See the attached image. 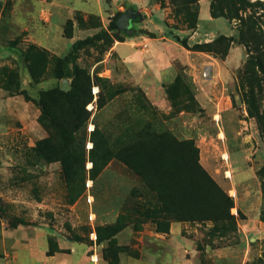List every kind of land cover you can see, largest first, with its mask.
<instances>
[{
  "label": "rangeland",
  "instance_id": "1",
  "mask_svg": "<svg viewBox=\"0 0 264 264\" xmlns=\"http://www.w3.org/2000/svg\"><path fill=\"white\" fill-rule=\"evenodd\" d=\"M33 1L1 2L0 40L17 50L0 63V264H264V0ZM127 7L139 13L131 21L137 41L159 36L151 22L164 33H192L198 21L209 25L208 9L222 14L233 43L221 40L206 53L221 56L239 44L244 61L212 79L196 54L193 71L163 84L157 104L112 51L128 35L108 26ZM101 29L107 34L73 51L70 64L91 82L85 161L40 159L34 147L46 132L38 92L58 84L57 62L73 42ZM26 70L43 82L26 83ZM63 80L70 88L59 89L68 91L71 78ZM92 139L100 146L94 171ZM120 144L129 146L131 166L102 163L103 147ZM217 213L233 219H207Z\"/></svg>",
  "mask_w": 264,
  "mask_h": 264
},
{
  "label": "crops",
  "instance_id": "2",
  "mask_svg": "<svg viewBox=\"0 0 264 264\" xmlns=\"http://www.w3.org/2000/svg\"><path fill=\"white\" fill-rule=\"evenodd\" d=\"M133 1L142 5L151 4L150 0ZM1 2L2 0H0V28L3 9ZM33 3H35V6L40 7V5L54 4L56 2L35 0ZM206 20L209 22V25L201 26L198 21L197 26L192 33L179 31V33L174 32L173 34L177 37L179 36V39H185L187 45L192 46L196 43L210 42L219 35L230 36L234 32L233 25L228 19L222 16H212L209 9L208 18H206ZM150 24L152 25V28L159 31V36L150 37L145 33L138 34L137 37L139 41H137L134 37H132L136 34H133L131 36H127V38L123 41L115 40L112 46V51L115 53L117 58L120 59L123 66L131 73V80L144 89L145 94L150 99L153 98L154 102L157 104H161L159 102L164 100L163 87H161L163 84L171 82L177 75L183 74V72L191 73L193 71L195 64L193 62L194 55L196 54V59L199 62L202 59L203 66H207L209 72H211L212 79L217 78L222 80V78L241 65L244 61L246 50L242 45H231L226 56L224 58H219L203 51H194L187 48L183 46L172 33H164L163 28L159 24L157 25L153 22ZM35 28L36 25L33 29L35 30ZM34 30L31 34L35 37ZM48 42L49 41L47 40V43ZM143 43L147 44L146 48L141 47V44ZM37 44L39 45V43ZM122 44H128L129 48L121 51L119 46ZM43 47L49 49L47 46ZM15 50L17 49L14 43L9 41L3 42L0 40V63L3 57L14 53ZM3 53L5 54L3 55ZM236 57H238V59H236ZM1 66L2 65L0 64V67ZM63 79L68 78H62L60 80L56 79V81L60 85ZM23 80H25L28 84H34L27 70L23 76ZM42 80L43 78L36 82V84L42 83ZM210 82H212V80H210ZM157 85H159V87ZM207 98L208 93L205 91V87L203 86L201 91L197 94V99L203 107V101L206 102ZM176 230L177 228L174 227V225L170 227L171 232ZM129 264L137 263H132L131 261Z\"/></svg>",
  "mask_w": 264,
  "mask_h": 264
},
{
  "label": "trees",
  "instance_id": "3",
  "mask_svg": "<svg viewBox=\"0 0 264 264\" xmlns=\"http://www.w3.org/2000/svg\"><path fill=\"white\" fill-rule=\"evenodd\" d=\"M118 14L120 15L121 13ZM211 15L214 17H224L222 14L211 13ZM116 20L117 18L115 17L110 22L107 30L115 32L119 31ZM105 34H107V31L105 29H101L92 35L75 40L72 44L71 52L63 55V57H61L57 62L56 79L60 80L62 78H71V89L63 91L60 90L58 84H56V86L52 88L39 90L38 93L40 97L38 105L41 107L39 122L46 132V136L38 140L34 147V151L40 159H44L47 162L60 161L61 164H65L70 156L75 155L85 161V154L87 152L85 143L88 137L85 124L83 125V123L89 116L88 111L85 109V105L91 100V95L89 96L86 93L87 89L91 86V82L89 74L84 69L76 68L70 64L74 58L73 51L79 50L83 45H86L93 40L101 39ZM149 36L155 37L153 33H150ZM176 39L187 48L209 53L211 50H209L208 47L218 44L221 40H227L233 43V35H219L210 42L196 43L192 46H188L185 39H179L177 36ZM123 40V38L120 39V41ZM230 46L231 45H229V47ZM229 47L224 54H221V56H217L214 52L213 56L224 58L228 53ZM30 76L33 83L36 84L38 79L32 74V72ZM53 99L55 102H58V104H55V108H51L50 105L48 106L47 104L48 101L52 102ZM97 130L98 129L95 127L91 134H95ZM128 148L129 146L122 144L114 149L103 147L102 156L105 158L102 163L106 164L110 159L114 158L127 166H131L129 161L124 158V153L128 150ZM97 149H100V146L94 139H92V147L88 151L89 158L92 162V166L90 167L92 171H94L99 164L94 155V152ZM196 166L198 167L197 170L205 176L206 180L215 187L216 185L209 175L199 165ZM73 202L74 198L70 200V203ZM226 207L227 209L231 207V199L229 197H226ZM207 219H211L215 222L218 220L225 222L228 219H233V217L229 215V213L224 217L219 216L217 213L215 215H209Z\"/></svg>",
  "mask_w": 264,
  "mask_h": 264
},
{
  "label": "water",
  "instance_id": "4",
  "mask_svg": "<svg viewBox=\"0 0 264 264\" xmlns=\"http://www.w3.org/2000/svg\"><path fill=\"white\" fill-rule=\"evenodd\" d=\"M138 15L139 13L135 8L127 7L125 11L122 12L116 20L118 29L122 32H125L128 36L133 35L135 29L131 26V21L136 19ZM60 88L66 90L70 88V86H68L66 80H63L60 84Z\"/></svg>",
  "mask_w": 264,
  "mask_h": 264
},
{
  "label": "built area",
  "instance_id": "5",
  "mask_svg": "<svg viewBox=\"0 0 264 264\" xmlns=\"http://www.w3.org/2000/svg\"><path fill=\"white\" fill-rule=\"evenodd\" d=\"M142 47H143V48H146V47H147V44H146V43H143V44H142ZM208 74H209V69L206 68V69L204 70L203 75H204V76H207Z\"/></svg>",
  "mask_w": 264,
  "mask_h": 264
}]
</instances>
